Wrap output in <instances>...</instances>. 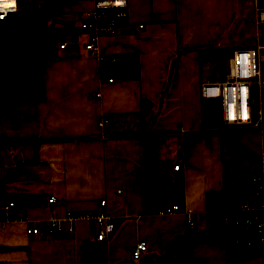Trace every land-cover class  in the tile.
Segmentation results:
<instances>
[{
  "label": "crops",
  "instance_id": "1",
  "mask_svg": "<svg viewBox=\"0 0 264 264\" xmlns=\"http://www.w3.org/2000/svg\"><path fill=\"white\" fill-rule=\"evenodd\" d=\"M57 2L15 0L16 12ZM126 3L122 29L98 36L91 54L82 47L90 34L80 22L92 0H61L52 18L56 53L41 68L42 97L0 102V187L34 200L15 208L26 222L0 229V264L80 263L81 245L93 242L83 214L100 209L116 226L97 264H167L159 257L180 237L188 244L166 256L169 264H264V251H228L225 240L209 234L219 206L208 207L206 195L240 194L260 161L257 132L225 127L199 89L202 74L223 78L216 63L228 61L232 49L264 44L257 22L264 0ZM14 35L11 16L0 20V60ZM202 50L217 55L201 62ZM124 52L136 55V78L100 77L98 62ZM173 203V212L151 211ZM50 219L60 227L54 236L25 232ZM139 240L146 247L134 258Z\"/></svg>",
  "mask_w": 264,
  "mask_h": 264
},
{
  "label": "built area",
  "instance_id": "2",
  "mask_svg": "<svg viewBox=\"0 0 264 264\" xmlns=\"http://www.w3.org/2000/svg\"><path fill=\"white\" fill-rule=\"evenodd\" d=\"M15 0H0V20H5L9 13L16 11ZM257 22L264 26V6L257 9ZM126 0H92L87 19L80 22L82 28L89 30L88 40L82 44L89 53H95V39L100 35L117 34L126 22ZM141 24L138 23L137 27ZM64 45L61 42L58 47ZM227 69L222 79L213 80L208 74H202L199 89L201 97L217 105L218 115L225 127L251 129L258 134L259 170L251 174L252 189L243 199L231 200L230 195L223 196L224 204L213 210L216 224L225 222L230 228H245L242 234H233V247L244 244L263 253L264 248V44L234 48L228 55ZM111 77L107 78L110 82ZM99 93L94 92V96ZM97 123L102 126L100 118ZM178 164L173 167L177 168ZM54 198L48 197L52 202ZM104 205V199L99 201ZM175 203L159 208L157 212L170 213L177 210ZM67 219L73 215H66ZM83 218L92 227V240L105 241L115 229V220L104 209L86 211ZM12 221L26 222L19 213L13 200L0 204V229H8ZM57 219H50L40 226L26 225L25 232L48 234L54 236L59 229ZM71 230V228H68ZM244 235V236H243ZM146 243L142 240L135 242L131 249L132 257L140 256ZM81 264V263H77Z\"/></svg>",
  "mask_w": 264,
  "mask_h": 264
},
{
  "label": "trees",
  "instance_id": "3",
  "mask_svg": "<svg viewBox=\"0 0 264 264\" xmlns=\"http://www.w3.org/2000/svg\"><path fill=\"white\" fill-rule=\"evenodd\" d=\"M49 9H34L29 11L11 12L12 21L15 23V38L10 54L0 60V102L37 100L42 97L41 68L42 63L55 56L58 37L52 32L53 15L58 10V4ZM98 73L100 77L106 75L127 76L136 78L138 62L136 55L130 52L114 54L106 60H100ZM189 140H186L184 149ZM149 185L150 182H145ZM252 189V183L247 184L240 194L230 195L231 200L243 199ZM13 200L15 208H22L34 203L30 195H7L0 187V204L6 200ZM207 206L210 208L224 204L223 195L208 193L206 195ZM160 208V207H159ZM158 207H152L151 211L157 212ZM244 236V235H243ZM103 241L85 242L80 248L81 264H97L103 254ZM188 238H177L165 248V254L159 260L167 262L166 256L176 248L185 247ZM237 250L244 254H256L257 250L239 244Z\"/></svg>",
  "mask_w": 264,
  "mask_h": 264
},
{
  "label": "water",
  "instance_id": "4",
  "mask_svg": "<svg viewBox=\"0 0 264 264\" xmlns=\"http://www.w3.org/2000/svg\"><path fill=\"white\" fill-rule=\"evenodd\" d=\"M217 52L215 50H202L198 53V60L201 62L206 60H213L216 57ZM245 228H230L225 222L219 221L210 229V236L215 237L216 239H223L228 245V251H231L233 248V234H242L245 233ZM191 233V228L188 229V234Z\"/></svg>",
  "mask_w": 264,
  "mask_h": 264
},
{
  "label": "rangeland",
  "instance_id": "5",
  "mask_svg": "<svg viewBox=\"0 0 264 264\" xmlns=\"http://www.w3.org/2000/svg\"><path fill=\"white\" fill-rule=\"evenodd\" d=\"M217 62L218 63H216V69L224 73L227 69V61L224 59H220ZM261 91L264 92V85L261 86Z\"/></svg>",
  "mask_w": 264,
  "mask_h": 264
},
{
  "label": "clouds",
  "instance_id": "6",
  "mask_svg": "<svg viewBox=\"0 0 264 264\" xmlns=\"http://www.w3.org/2000/svg\"><path fill=\"white\" fill-rule=\"evenodd\" d=\"M13 2H14V0H13Z\"/></svg>",
  "mask_w": 264,
  "mask_h": 264
}]
</instances>
